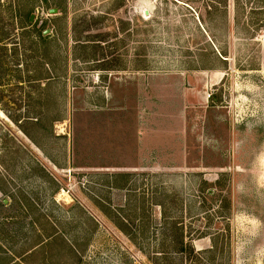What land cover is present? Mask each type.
Listing matches in <instances>:
<instances>
[{
	"label": "rangeland",
	"instance_id": "rangeland-1",
	"mask_svg": "<svg viewBox=\"0 0 264 264\" xmlns=\"http://www.w3.org/2000/svg\"><path fill=\"white\" fill-rule=\"evenodd\" d=\"M263 36L264 0H0V218L59 234L40 264H264Z\"/></svg>",
	"mask_w": 264,
	"mask_h": 264
},
{
	"label": "crops",
	"instance_id": "crops-1",
	"mask_svg": "<svg viewBox=\"0 0 264 264\" xmlns=\"http://www.w3.org/2000/svg\"><path fill=\"white\" fill-rule=\"evenodd\" d=\"M117 82L123 87L149 89L145 93L144 99L142 91V97L135 101L137 103L136 110L139 111L138 121L140 120V132L144 133L136 141L135 153L137 157L142 159L149 158L152 161L153 158L159 157L161 150L164 151L166 149L165 147L162 148V146L166 144L157 146L154 142V136L157 134H165V132L175 135L176 132L175 125H173L174 128H170L172 123H167L162 128L161 122L165 123L164 120L160 121L159 118L151 119V114L153 116L151 110L155 108H153L154 98L157 97L158 94V90L155 88L152 89V87L156 82L159 83V77L153 74L147 76L144 74L133 75L125 79L121 77ZM164 86L172 87L171 90H173V92L175 89H184L183 86H181V84L178 85L173 78L168 81L165 80ZM145 109L149 110L150 113L145 112ZM167 142L170 144L172 140L169 139ZM173 148L174 146H171V149ZM136 167L141 170H151V168H154V165H139ZM133 170H135V168H124L123 171L117 173L128 174ZM4 208L3 210H11L13 212V208H11L9 204L4 205ZM11 214L12 213H8L5 217L0 218V226H3V228H0V264H40L46 261V255L48 256V252L53 250L58 242L65 243V241L59 237L58 233L54 232L48 235L46 233V227L37 222H32L30 229L25 228L23 226L24 223L21 222V217L18 218Z\"/></svg>",
	"mask_w": 264,
	"mask_h": 264
},
{
	"label": "water",
	"instance_id": "water-1",
	"mask_svg": "<svg viewBox=\"0 0 264 264\" xmlns=\"http://www.w3.org/2000/svg\"><path fill=\"white\" fill-rule=\"evenodd\" d=\"M57 12V9H51V13ZM148 13V11H146ZM44 33H47V31H44Z\"/></svg>",
	"mask_w": 264,
	"mask_h": 264
},
{
	"label": "built area",
	"instance_id": "built-area-1",
	"mask_svg": "<svg viewBox=\"0 0 264 264\" xmlns=\"http://www.w3.org/2000/svg\"><path fill=\"white\" fill-rule=\"evenodd\" d=\"M263 41H264V36H263ZM209 97L211 96V94L208 95Z\"/></svg>",
	"mask_w": 264,
	"mask_h": 264
},
{
	"label": "bare ground",
	"instance_id": "bare-ground-1",
	"mask_svg": "<svg viewBox=\"0 0 264 264\" xmlns=\"http://www.w3.org/2000/svg\"><path fill=\"white\" fill-rule=\"evenodd\" d=\"M63 192V191H62Z\"/></svg>",
	"mask_w": 264,
	"mask_h": 264
}]
</instances>
